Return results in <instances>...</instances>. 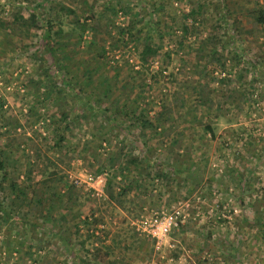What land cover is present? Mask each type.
I'll use <instances>...</instances> for the list:
<instances>
[{"label":"rangeland","instance_id":"374dc122","mask_svg":"<svg viewBox=\"0 0 264 264\" xmlns=\"http://www.w3.org/2000/svg\"><path fill=\"white\" fill-rule=\"evenodd\" d=\"M63 2L0 0V264H264V0Z\"/></svg>","mask_w":264,"mask_h":264},{"label":"trees","instance_id":"16d2710c","mask_svg":"<svg viewBox=\"0 0 264 264\" xmlns=\"http://www.w3.org/2000/svg\"><path fill=\"white\" fill-rule=\"evenodd\" d=\"M51 3L53 2L54 4H52L49 9H47L46 11H50L53 10L55 6H59L61 11H65L67 14L69 15H73L75 14L76 10L75 9H71L69 7H66V5L64 4L63 0H48ZM94 4L95 2L91 3V10H93L94 8ZM264 15H262L263 17ZM264 18V17H263ZM261 19L262 22H264V19ZM24 17L23 16H16L15 17V21L20 22V20H23ZM57 21L54 20L53 18L50 17L49 15V19L46 20V29L42 35V38L39 42V44H37V51L42 50V52H44V54L46 56H48V58H50L51 61V67L56 68L57 71H62L64 68H66V66L64 64H62V57L59 56V52H60V47L59 45L56 43L55 41V37L60 36V34H62V29L59 30H55V26L53 25V21ZM15 21H3L0 20V28H11V26H14V28H12L11 30L16 31L17 27H16V22ZM28 21H30V25L25 23L23 24L25 27L30 28V27H35V28H39L40 25L38 24L39 20L38 17L34 14H31ZM216 36V35H214ZM216 38V37H215ZM80 41V40H79ZM212 41L214 42V40L212 39ZM160 47H155L151 44V42H146L144 43V47H143V51L141 52L140 56H141V62L143 65H147L153 62V59L155 57H157L158 53H159ZM214 59H216V57H214ZM91 78V77H90ZM89 78V86L92 83V78ZM225 79H221V82H225ZM65 82L69 85H71L72 81H70L69 79H65ZM101 90V89H100ZM110 92V88H106V89H102L100 91L99 96L96 98L95 102L100 104L101 102H103L104 99H108L111 95ZM219 100H222V97H218ZM207 102H214V100H210V99H206ZM203 102V101H202ZM206 102V103H207ZM108 111H110V108L106 109V111H103L104 113H108ZM105 114V115H106ZM114 122L116 123V119L114 120ZM144 125H145V121H143ZM151 126H153V123H149ZM148 124V125H149ZM173 168V167H172ZM171 168V169H172ZM6 169V165L3 161H0V171H4ZM174 171H176V168H173ZM158 176H160L158 174ZM114 181L109 180L108 185H107V195L109 200L119 203L122 205V203L124 202V198H126V196L129 194L130 192V185L127 184L125 186H123L122 188L119 189V191L116 192L115 189V185H114ZM22 193V192H20ZM2 214V215H1ZM0 218L1 219H5L6 216L8 217V211L5 209V207L0 203ZM261 219L263 220L264 218V214H261ZM86 224H89L88 222H86ZM80 247L81 250L85 249V241H81L80 243ZM86 250V249H85ZM101 261L102 258H100ZM97 263H100V260H97ZM96 263V264H97ZM102 263V262H101Z\"/></svg>","mask_w":264,"mask_h":264},{"label":"built area","instance_id":"2783aa9c","mask_svg":"<svg viewBox=\"0 0 264 264\" xmlns=\"http://www.w3.org/2000/svg\"><path fill=\"white\" fill-rule=\"evenodd\" d=\"M180 216V211L165 212L161 216H156L149 225L152 239L157 243L164 244Z\"/></svg>","mask_w":264,"mask_h":264}]
</instances>
